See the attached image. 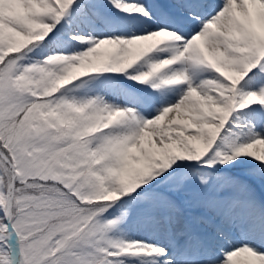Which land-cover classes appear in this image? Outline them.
<instances>
[{
    "label": "snow or ice",
    "instance_id": "1",
    "mask_svg": "<svg viewBox=\"0 0 264 264\" xmlns=\"http://www.w3.org/2000/svg\"><path fill=\"white\" fill-rule=\"evenodd\" d=\"M0 264H264V0H0Z\"/></svg>",
    "mask_w": 264,
    "mask_h": 264
}]
</instances>
